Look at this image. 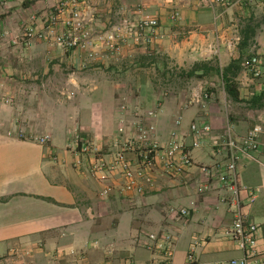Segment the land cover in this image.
<instances>
[{"label": "crops", "instance_id": "obj_1", "mask_svg": "<svg viewBox=\"0 0 264 264\" xmlns=\"http://www.w3.org/2000/svg\"><path fill=\"white\" fill-rule=\"evenodd\" d=\"M56 1L0 0V264H210L240 257L227 234L230 194L198 166L219 162L213 146L229 131L242 135L254 124L263 129L261 150L240 158L238 174L241 186L255 191L244 210L260 225L258 259L264 264V105L233 104L245 105L264 92V78L242 67L234 101L217 72L218 83L199 82V89L211 84L216 90L221 83L213 100L198 92L186 100L162 96L134 62L142 53L161 52L181 64L214 57L224 67L242 50L264 67V31L239 48L232 13L237 0H88L83 14L92 33L109 32L124 16L136 22L142 14L157 19L155 35L141 47L119 32L117 50L98 42L86 50L66 49L52 35L36 34L47 29ZM147 110L154 112L150 142L167 146L173 134L182 137L195 165L169 175L157 161L142 194L122 192L115 171L90 168L93 155L111 161L126 138L122 121L126 128ZM193 122L211 126L199 148L189 146ZM46 134L45 145L33 140ZM77 136L96 152L80 154ZM106 183L112 190L103 193ZM200 184L208 188L198 191ZM182 207L187 216L170 212ZM163 231L174 235L170 258L150 237Z\"/></svg>", "mask_w": 264, "mask_h": 264}, {"label": "built area", "instance_id": "obj_2", "mask_svg": "<svg viewBox=\"0 0 264 264\" xmlns=\"http://www.w3.org/2000/svg\"><path fill=\"white\" fill-rule=\"evenodd\" d=\"M146 0H139L144 3ZM88 0H57L52 11L47 18V29L37 32L39 37L47 38L53 36V43L66 49H83L94 47L95 44L102 43L110 49L117 50V33L122 32L133 39L136 44L150 42L158 27V21L155 17H148L141 14L136 22L128 17H121L119 24L109 32L103 34L92 33L83 14V7ZM176 17V11L173 13ZM33 28L28 27V34L32 33ZM92 56V52L88 54ZM245 68L252 77H259L263 73V64L258 56L253 55L246 63ZM208 95H205V97ZM141 119L135 120L130 126L124 128L123 122L119 131L126 135V138L120 142L121 145L112 151V160L107 162L101 157L94 156L91 143L85 137L77 136V151L80 154L91 153L95 160L92 161L91 169L94 172H116L118 174L119 190L127 193L142 194L148 183L151 182L157 166V161L161 162L164 171L169 175H178L194 166L193 158L188 151H185V145L182 137L175 134L170 139L167 146H158L150 142L151 132L154 131L152 118L154 112L151 110L143 111ZM211 126L209 123L198 124L191 123L188 128L191 141V148L202 147L210 134ZM263 129L260 124L252 125L244 134H234L229 131L225 137L214 145L213 154L221 155L219 162L212 164H200L198 166L202 174L214 177L221 186L230 194V208L232 220L227 234L241 251V256L226 261H214L210 264H263L262 259H258L259 253L257 244L260 238V225L257 224L244 206L254 200L255 191L251 187H243L239 182L238 163L242 156H250L261 150L260 135ZM135 132V134H134ZM37 143L45 145L49 141V135L35 137ZM128 153H133L130 157ZM74 166L80 168L82 160L77 158ZM109 177L108 175L103 178ZM113 183V182H112ZM112 183H106L103 187V193L112 190ZM208 188L207 184L198 185V191H204ZM170 212L175 215L189 214L186 208H171ZM155 239L154 246L161 248L167 258H170L174 248V235L168 231H163L160 235H150ZM188 261H194L192 253L188 254Z\"/></svg>", "mask_w": 264, "mask_h": 264}, {"label": "rangeland", "instance_id": "obj_3", "mask_svg": "<svg viewBox=\"0 0 264 264\" xmlns=\"http://www.w3.org/2000/svg\"><path fill=\"white\" fill-rule=\"evenodd\" d=\"M235 4V10H233L232 13L235 14L233 15L236 18L235 29L239 32L240 37L243 36L242 31L245 30L249 32L254 31V35L264 31V0H237ZM252 41L253 38H251L250 42L253 43ZM136 46L141 47V45L138 44ZM251 56L252 54H246V52H242L241 50L239 57L233 59L243 61L245 66ZM134 62L141 68L144 78H149L156 84V91L162 96L168 97L176 95L182 96L186 98V100L194 96L196 92L206 100H213L211 99V97H213L212 92L215 93L218 90L220 91L221 83L216 90V86L211 84H204L203 88L199 89V82L200 80L208 78V80L214 79L212 81L218 83L219 80L214 75L217 73L216 69H220V67L223 69L226 67H222V64L214 57L212 59L199 58L190 61L186 59L184 63L181 64L175 56L161 52L142 53L140 57L134 59ZM244 66L242 67L244 68ZM207 67L208 70L204 72ZM262 74L263 75H260L261 77L259 76L261 79L264 78V67ZM205 95L208 96L205 97ZM262 101L264 102V98ZM238 102H240V100L233 104L242 108H249L252 106L248 101H246L245 105L242 103L239 104Z\"/></svg>", "mask_w": 264, "mask_h": 264}, {"label": "trees", "instance_id": "obj_4", "mask_svg": "<svg viewBox=\"0 0 264 264\" xmlns=\"http://www.w3.org/2000/svg\"><path fill=\"white\" fill-rule=\"evenodd\" d=\"M243 36L240 37L239 41V48H245L251 41V38L254 36V31H242ZM242 66H244V62L240 61L239 59H232L231 62L224 67L223 69H216L218 73L221 74V78L224 82L225 91L228 93V95L236 100L238 99V90H237V83L235 80V77L242 69ZM208 70V67L205 68L204 72ZM193 73V72H192ZM264 98V92H261L258 95L252 96L248 102L250 105L254 107H262L264 105L263 103Z\"/></svg>", "mask_w": 264, "mask_h": 264}]
</instances>
